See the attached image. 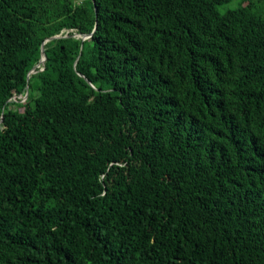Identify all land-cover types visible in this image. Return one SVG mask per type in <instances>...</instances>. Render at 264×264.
<instances>
[{"label": "trees", "instance_id": "trees-1", "mask_svg": "<svg viewBox=\"0 0 264 264\" xmlns=\"http://www.w3.org/2000/svg\"><path fill=\"white\" fill-rule=\"evenodd\" d=\"M233 1L0 0V264H264V0Z\"/></svg>", "mask_w": 264, "mask_h": 264}, {"label": "water", "instance_id": "water-1", "mask_svg": "<svg viewBox=\"0 0 264 264\" xmlns=\"http://www.w3.org/2000/svg\"><path fill=\"white\" fill-rule=\"evenodd\" d=\"M78 35L82 36L83 39H86V38L91 37L92 34H83V35L78 34ZM57 37H60V36L49 37V38H47V39L44 41V43L42 44V50H41V52H42V57H41V60H40V62H39V64H38L37 66L44 65V63H45V61H46V59H47V56H46V54H45L44 44H45L46 42H48L49 40H51V39H53V38H57ZM44 57H45V59H43ZM34 72H36L35 68H33V69L29 72V74H28V80H29V78H30V74H31V73H34ZM27 88H28V86H27ZM27 95H28V91H27L25 97H27Z\"/></svg>", "mask_w": 264, "mask_h": 264}, {"label": "rangeland", "instance_id": "rangeland-1", "mask_svg": "<svg viewBox=\"0 0 264 264\" xmlns=\"http://www.w3.org/2000/svg\"><path fill=\"white\" fill-rule=\"evenodd\" d=\"M238 2H239V0H236V1H233L232 3H229L227 5L221 6L220 10L224 11L227 8H234V7L237 6ZM19 97H22V96H19ZM26 99H27L26 97H23V101H25Z\"/></svg>", "mask_w": 264, "mask_h": 264}, {"label": "bare ground", "instance_id": "bare-ground-1", "mask_svg": "<svg viewBox=\"0 0 264 264\" xmlns=\"http://www.w3.org/2000/svg\"><path fill=\"white\" fill-rule=\"evenodd\" d=\"M261 2V1H260ZM264 2V1H263ZM221 12V11H220ZM43 59H45V57L43 58Z\"/></svg>", "mask_w": 264, "mask_h": 264}]
</instances>
